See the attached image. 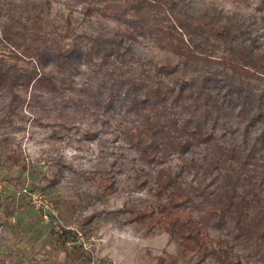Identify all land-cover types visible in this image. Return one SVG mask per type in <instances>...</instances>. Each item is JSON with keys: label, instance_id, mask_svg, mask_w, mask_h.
<instances>
[{"label": "rangeland", "instance_id": "obj_1", "mask_svg": "<svg viewBox=\"0 0 264 264\" xmlns=\"http://www.w3.org/2000/svg\"><path fill=\"white\" fill-rule=\"evenodd\" d=\"M186 1L194 8L217 7L254 21V32L264 45L260 0ZM111 2L0 0V32L8 27L18 37L23 22L38 13L51 45L77 39L84 47L94 36L121 33L129 50L109 66H121L125 74H151L155 64L181 59L168 46L166 33L141 27L117 4L104 7ZM67 22L71 31L63 37ZM9 49L0 39V56L9 55ZM215 55L220 56L221 49L216 48ZM8 59L13 61L11 55ZM96 59L82 63L80 74L70 80L71 99L44 88L35 101L20 91L27 100L9 113L0 91V264H226L213 254L185 256L180 242L163 227L148 230L130 220L133 207L155 201L153 176L162 166L180 169L179 179L203 192L193 194L198 204H211L204 194L214 198L222 180L217 171L205 169L204 161L197 169L191 150L160 155L152 162L143 159L125 134L142 120L140 108L128 109L134 99L114 100L108 108L89 104V90L103 79L111 81L104 74L109 68L98 67ZM100 96L103 101L105 93ZM230 135L228 131L225 138ZM190 149L198 151L197 157L206 152L202 144ZM110 182L112 191L100 186ZM183 211L196 216L199 210L189 206ZM222 234L230 236L210 229L215 238ZM243 264L264 260L253 255L243 258Z\"/></svg>", "mask_w": 264, "mask_h": 264}, {"label": "trees", "instance_id": "obj_2", "mask_svg": "<svg viewBox=\"0 0 264 264\" xmlns=\"http://www.w3.org/2000/svg\"><path fill=\"white\" fill-rule=\"evenodd\" d=\"M114 4L141 27L166 33L168 46L181 59L157 63L151 74H125L121 66H109L129 50L121 33L94 36L84 47L77 39L51 45L37 13L23 22L18 37L8 27L0 32L10 46L9 55L0 56L4 107L11 113L23 106L27 96L20 91L38 101L44 88L71 99L70 80L80 74L82 63L98 58V67L109 68L104 74L111 81L103 79L96 92L94 86L89 90V104L108 108L114 100L134 99L128 109L140 108L142 120L125 134L143 159L152 162L191 150L197 169L204 161L205 169L217 171L222 180L214 198L204 194L211 204H198L193 194L203 192L189 189L179 179L180 169L162 166L153 176L155 201L133 207L130 220L148 230L163 227L185 256L213 254L226 264H243L253 255L264 260V45L254 32L255 22L217 7L194 8L186 0H112L104 7ZM257 8L264 10V0ZM70 29L67 22L61 35L67 37ZM192 144H202L206 152L194 156L198 151L190 149ZM100 186L112 191L114 182ZM189 206L199 210L196 216L184 214ZM211 228L230 236L215 238Z\"/></svg>", "mask_w": 264, "mask_h": 264}]
</instances>
